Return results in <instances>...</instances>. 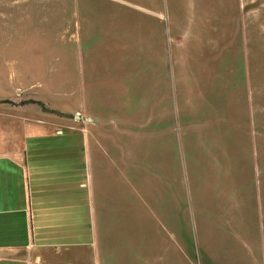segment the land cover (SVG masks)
I'll return each mask as SVG.
<instances>
[{
  "label": "rangeland",
  "instance_id": "obj_1",
  "mask_svg": "<svg viewBox=\"0 0 264 264\" xmlns=\"http://www.w3.org/2000/svg\"><path fill=\"white\" fill-rule=\"evenodd\" d=\"M5 92L107 156L146 264H264V0H0Z\"/></svg>",
  "mask_w": 264,
  "mask_h": 264
},
{
  "label": "crops",
  "instance_id": "obj_2",
  "mask_svg": "<svg viewBox=\"0 0 264 264\" xmlns=\"http://www.w3.org/2000/svg\"><path fill=\"white\" fill-rule=\"evenodd\" d=\"M29 99L0 101V264H146L147 237L116 235L109 204L99 214L109 172L90 168H108L107 156L64 117L48 115L59 110L37 99L42 106L31 108Z\"/></svg>",
  "mask_w": 264,
  "mask_h": 264
},
{
  "label": "trees",
  "instance_id": "obj_3",
  "mask_svg": "<svg viewBox=\"0 0 264 264\" xmlns=\"http://www.w3.org/2000/svg\"><path fill=\"white\" fill-rule=\"evenodd\" d=\"M37 103H39V104L42 106V104H41L40 102L37 101ZM50 111H51V110H50Z\"/></svg>",
  "mask_w": 264,
  "mask_h": 264
}]
</instances>
